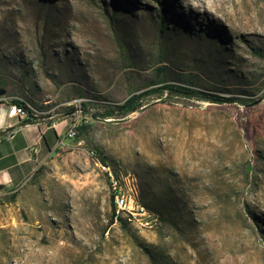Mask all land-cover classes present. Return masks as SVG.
<instances>
[{"label":"rangeland","instance_id":"1","mask_svg":"<svg viewBox=\"0 0 264 264\" xmlns=\"http://www.w3.org/2000/svg\"><path fill=\"white\" fill-rule=\"evenodd\" d=\"M166 81L250 104L162 91L95 116ZM0 84L60 135L0 192V264H264V0H0ZM91 151L138 183L142 225L112 223Z\"/></svg>","mask_w":264,"mask_h":264},{"label":"crops","instance_id":"2","mask_svg":"<svg viewBox=\"0 0 264 264\" xmlns=\"http://www.w3.org/2000/svg\"><path fill=\"white\" fill-rule=\"evenodd\" d=\"M0 89L5 90L0 95V192H14L27 184L35 174L40 158L46 159L55 152L60 135L57 125L46 119L26 122L20 116H10V105L17 96L2 84ZM12 132L14 137L10 138ZM44 134L47 147H52L50 151L42 143Z\"/></svg>","mask_w":264,"mask_h":264},{"label":"trees","instance_id":"3","mask_svg":"<svg viewBox=\"0 0 264 264\" xmlns=\"http://www.w3.org/2000/svg\"><path fill=\"white\" fill-rule=\"evenodd\" d=\"M169 7L167 6L166 9L162 8V10H166ZM165 13V12H164ZM115 10L113 11L112 14V19L115 18ZM165 17V15H163ZM163 17V18H164ZM161 30H163V27L161 28ZM165 69H160L161 72H163ZM162 91H168L171 94H175V95H179V96H184V97H188V98H197V99H201V100H207V101H212V102H221V103H225V102H239L241 104L244 105H249L250 103H247L245 100L243 99H239L238 97H224L221 96L219 94H215L212 92H206L200 89H196L195 87H193L192 85H184V84H176V83H171V82H163V85L161 86H155L153 85L152 87H148L147 89L140 91V92H133L122 104H118L114 107L108 106V109L106 111H104L103 113H101L100 115H95V116H99L102 118H112V117H117V116H126L130 113L136 112L138 111L142 105H143V101L146 97L151 96L155 93L158 92H162ZM26 101V102H25ZM25 101H21L18 99H14L13 102H17V103H22L27 107L26 103H29L30 105H32L30 103V101L25 100ZM74 110V109H73ZM30 116L31 118L26 119V122H37V121H33V120H39L38 118H36V116L34 115L33 111H30ZM37 114V113H36ZM78 130L83 131V130H88L87 126L84 125H80V127H78ZM55 135L56 137H58L57 132L55 131ZM46 134H44L43 136V142L44 144H46L47 147V143H46ZM48 151H50L52 149V147H47ZM102 160H105L104 158H101ZM113 198V199H112ZM112 201L114 200V197L112 195L111 197ZM140 200L143 202V198L140 195ZM145 203V202H143ZM148 211L150 210L149 207L146 205ZM113 210H114V203H113ZM113 210H112V223L114 222V214H113ZM119 218H122V220H125L122 216L119 215ZM161 221L164 220V218L162 217H158ZM122 226L127 230L128 229V225L126 223H122ZM150 258H151V262L152 264H159L154 253L151 251H148Z\"/></svg>","mask_w":264,"mask_h":264},{"label":"built area","instance_id":"4","mask_svg":"<svg viewBox=\"0 0 264 264\" xmlns=\"http://www.w3.org/2000/svg\"><path fill=\"white\" fill-rule=\"evenodd\" d=\"M15 99L25 101L21 98L16 97ZM10 116H20L22 119H28L32 117L28 115V110L26 109V106L22 103L13 102L10 105ZM68 136L71 138H78L79 137V131H78V125L74 124L69 132ZM14 137V132L10 134V138ZM91 154L96 159L97 166H100V168H106L107 169V181L112 184V192L114 197V225H122V223H126L127 225L130 224H136L140 223L142 225V217L144 215H148L144 211L139 210V206L137 203H135V197H130L128 195V173H124V180H117V175L115 173H112L111 170V164L107 162L106 160H102L101 157L98 156V153L95 151H91ZM120 210H130V218L129 220H122V218H119V211Z\"/></svg>","mask_w":264,"mask_h":264},{"label":"bare ground","instance_id":"5","mask_svg":"<svg viewBox=\"0 0 264 264\" xmlns=\"http://www.w3.org/2000/svg\"><path fill=\"white\" fill-rule=\"evenodd\" d=\"M26 104H27L26 109L28 110V115H31L30 111H33L34 115L37 116L34 107L32 105H30L29 103H26ZM101 169L104 172H107L106 168H101ZM111 170H112V168H111ZM112 173H115L117 175V180H124L123 176L120 175L117 171H112ZM128 195H130V197H135V203H137V205L139 206V210L146 212L149 216V211H148L147 207L140 200V189H139L138 183H131L128 186ZM123 214H130V210H120L119 215L122 216ZM144 216H147V215H144Z\"/></svg>","mask_w":264,"mask_h":264},{"label":"water","instance_id":"6","mask_svg":"<svg viewBox=\"0 0 264 264\" xmlns=\"http://www.w3.org/2000/svg\"><path fill=\"white\" fill-rule=\"evenodd\" d=\"M5 93L4 89H0V95H3Z\"/></svg>","mask_w":264,"mask_h":264}]
</instances>
